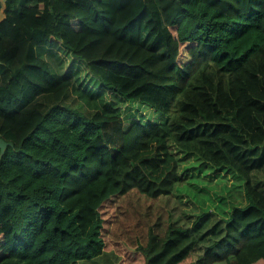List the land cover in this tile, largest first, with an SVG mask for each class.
Returning a JSON list of instances; mask_svg holds the SVG:
<instances>
[{"label":"trees","instance_id":"16d2710c","mask_svg":"<svg viewBox=\"0 0 264 264\" xmlns=\"http://www.w3.org/2000/svg\"><path fill=\"white\" fill-rule=\"evenodd\" d=\"M3 2L0 264H264V0ZM227 176L245 204L210 244L118 204Z\"/></svg>","mask_w":264,"mask_h":264},{"label":"rangeland","instance_id":"374dc122","mask_svg":"<svg viewBox=\"0 0 264 264\" xmlns=\"http://www.w3.org/2000/svg\"><path fill=\"white\" fill-rule=\"evenodd\" d=\"M149 45L157 47L158 50L162 48V42L157 36L150 40ZM130 106L131 110L136 112L138 117L141 115L154 117V114L151 113V109L145 105L132 104ZM123 107L124 105L122 108ZM123 116L125 124H128L131 119H129L126 114H123ZM231 178L230 176L221 179L217 177L206 183L205 181L208 179H204L203 177V180L196 183L197 188L204 197L203 202L200 203L195 202L192 199L193 196H189V190H193L194 188L189 187L188 190L187 186H184L174 191L171 203L167 196L145 201L143 197L131 193L122 198L118 204L124 212L125 210H132L146 214L147 211L152 208V210H157V212L154 213L155 217H157L159 213V217L163 222H166L169 218L171 222H175L177 219L174 216H176L182 222L187 221L194 230H198L197 234L199 236L204 234V238L200 240L210 244L219 239L224 233L222 216L230 213L234 203L240 205L245 204L241 197V184L231 180ZM191 186H195L194 183H191ZM229 191H231L232 197L235 199L228 196ZM173 206H177V208H173ZM139 224L137 217H133L129 214L127 216L123 215L116 223V232L120 233L122 230H133L131 234H136V228H138ZM119 259L120 255L115 253V251L104 250L99 256L79 260L72 264H117Z\"/></svg>","mask_w":264,"mask_h":264},{"label":"water","instance_id":"95a60500","mask_svg":"<svg viewBox=\"0 0 264 264\" xmlns=\"http://www.w3.org/2000/svg\"><path fill=\"white\" fill-rule=\"evenodd\" d=\"M8 144H11L10 142L5 141L4 139L0 138V149H1V153H3V151L5 150L6 146Z\"/></svg>","mask_w":264,"mask_h":264},{"label":"crops","instance_id":"0c3cea01","mask_svg":"<svg viewBox=\"0 0 264 264\" xmlns=\"http://www.w3.org/2000/svg\"><path fill=\"white\" fill-rule=\"evenodd\" d=\"M0 20L3 19L5 17V13H4V8H5V4L3 2V0H0Z\"/></svg>","mask_w":264,"mask_h":264}]
</instances>
